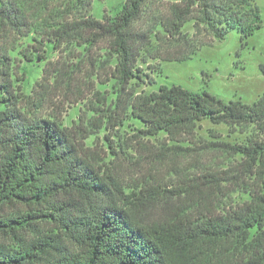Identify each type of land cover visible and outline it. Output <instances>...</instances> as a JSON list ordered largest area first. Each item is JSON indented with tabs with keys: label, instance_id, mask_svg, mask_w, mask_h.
I'll return each instance as SVG.
<instances>
[{
	"label": "trees",
	"instance_id": "trees-1",
	"mask_svg": "<svg viewBox=\"0 0 264 264\" xmlns=\"http://www.w3.org/2000/svg\"><path fill=\"white\" fill-rule=\"evenodd\" d=\"M93 1L0 0V264H264V94L138 92L232 30L247 45L255 0H127L103 20ZM205 120L245 140L200 137Z\"/></svg>",
	"mask_w": 264,
	"mask_h": 264
},
{
	"label": "rangeland",
	"instance_id": "rangeland-1",
	"mask_svg": "<svg viewBox=\"0 0 264 264\" xmlns=\"http://www.w3.org/2000/svg\"><path fill=\"white\" fill-rule=\"evenodd\" d=\"M126 1L94 0L92 15L98 20H103L106 14L115 16ZM255 2L260 8L263 26L247 40V45L241 41L240 32L232 30L224 41L204 47L191 60L183 63H162V72L152 74L156 83L152 86H143L138 92L152 93L158 91L161 86L177 85L198 94L207 92L225 103L241 101L246 105H253L257 102L264 94V75L261 71V66L264 65V0H255ZM184 31L193 32V23H188ZM158 64L159 62H152V67ZM42 74L43 68L30 70L26 83L28 92L35 82L41 79ZM84 109V104L69 109L65 116V125L72 126ZM126 125L128 135H132L134 128L142 127L137 121L128 122ZM199 125V136L206 139H210V131L216 130L224 135L225 140L232 143L245 140V135L239 134L229 138L228 126L225 124L215 125L210 120H205ZM102 135L103 133H100L97 136L102 137ZM152 141L158 144L156 140ZM203 156L199 159L200 162H205L206 155ZM161 172L163 173V170ZM234 197L238 198L239 195Z\"/></svg>",
	"mask_w": 264,
	"mask_h": 264
}]
</instances>
